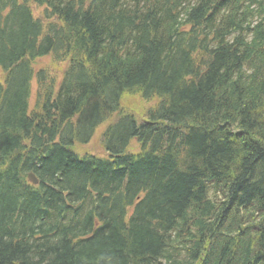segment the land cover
Returning a JSON list of instances; mask_svg holds the SVG:
<instances>
[{"label":"trees","instance_id":"trees-1","mask_svg":"<svg viewBox=\"0 0 264 264\" xmlns=\"http://www.w3.org/2000/svg\"><path fill=\"white\" fill-rule=\"evenodd\" d=\"M15 1L0 0V264H264L257 6L49 0L45 27ZM48 54L69 64L59 86L38 73L29 111L31 62ZM136 88L161 97L148 120L123 115L102 135L107 156L77 154ZM181 114L196 120L191 142L175 130ZM218 234L216 259L192 244Z\"/></svg>","mask_w":264,"mask_h":264},{"label":"bare ground","instance_id":"bare-ground-1","mask_svg":"<svg viewBox=\"0 0 264 264\" xmlns=\"http://www.w3.org/2000/svg\"><path fill=\"white\" fill-rule=\"evenodd\" d=\"M24 0H16V5L18 7H20L21 3L23 2ZM63 1V0H62ZM241 3H250V4H254L257 6V12H260L261 15L264 14V1L263 0H260L259 2L256 1V0H239ZM263 1V2H262ZM52 7V4L49 0H46V4H45V8L46 10H49L51 9ZM30 11V14L31 16L33 17L32 19L35 21V20H39L43 26L47 27L52 21L50 19H48L46 16H35V14L31 11ZM25 14L26 12L23 11ZM179 28H180V31L181 32H185V33H190L188 30L184 29L182 27V23H180L179 25ZM183 30V31H182ZM3 50V49H2ZM140 88H136L134 90H128V91H125L122 96L119 98V101H118V106L117 108H114L113 111H112V115H113V119H112V123H117L119 121V116L123 115V114H127V115H130L136 122L137 124H142L144 121H147L148 118H147V114L145 112V117L143 119H138L135 117L134 114L130 113L129 112V109L131 108V106H127L123 100L125 101H128L131 97H127V98H122L124 95L126 94H129V93H137L139 92L142 96V102H143V98L144 99H161L160 95L158 93H153V94H150V95H147L145 96L143 93L140 92ZM121 101V102H120ZM121 104L123 106H121ZM171 104V102H170ZM174 106V105H173ZM151 110V109H150ZM150 110L148 111V113H150ZM177 128L175 129L176 131L180 132L183 134L184 136V139L191 142V138H192V132H196V130H191L189 127H191L192 125L193 126H196L197 123H196V120L194 119V117L190 114H181L177 120ZM137 140V139H136ZM134 140H130L129 142V145L130 144H133ZM77 143V142H76ZM75 143V144H76ZM172 166H174L173 168L176 169L177 167V161H174L172 162ZM170 232V234H172V232H175L177 233L178 235L179 234V231L176 227H169L168 228ZM171 236V235H170ZM181 236V235H180ZM221 239V234H218V238L215 237V236H207V235H202L201 236H198V237H195L193 240H192V244L198 246V251L200 252V254H202L203 256L206 254L208 256V258H213V259H216L218 257V255H221L219 254V251H217L216 247L218 246V248H221V244H218V241ZM229 245H232L234 246L236 244V241L234 239H230L229 240ZM183 254V251H181ZM240 252V251H238ZM237 252V253H238ZM204 253V254H203ZM239 254V253H238ZM201 259V258H200ZM199 259V260H200ZM203 260V259H202Z\"/></svg>","mask_w":264,"mask_h":264},{"label":"rangeland","instance_id":"rangeland-1","mask_svg":"<svg viewBox=\"0 0 264 264\" xmlns=\"http://www.w3.org/2000/svg\"><path fill=\"white\" fill-rule=\"evenodd\" d=\"M39 11L36 10V13ZM61 63L53 62L51 61L50 57H43L39 58L35 62V66L39 67L41 65L43 66H49V68L53 69L55 72H59L62 69ZM3 76H1L0 73V82L2 83ZM40 89V86L37 83H32V97L30 98V105L33 106L34 101H35V95L37 91ZM131 97L128 101L123 100V102L127 106H131L129 109V112L134 114L136 118L138 119H143L145 117V112L147 113L149 109L153 106H155L156 99H144L142 102V96L139 92L137 93H129L123 96L124 98ZM37 99V98H36ZM121 106H123L121 104ZM114 117H112L113 119ZM107 122L102 123L98 128L96 129L93 138L91 141L87 144H79L76 143L72 146L74 148L73 150L79 154V155H84L88 153H96V154H101L105 155V151L102 146V141H101V133L107 126ZM100 137V139H99ZM133 144H137V141L134 140ZM138 150V148H136Z\"/></svg>","mask_w":264,"mask_h":264},{"label":"water","instance_id":"water-1","mask_svg":"<svg viewBox=\"0 0 264 264\" xmlns=\"http://www.w3.org/2000/svg\"><path fill=\"white\" fill-rule=\"evenodd\" d=\"M30 179L34 182H37V180L34 178V176L32 174H30Z\"/></svg>","mask_w":264,"mask_h":264}]
</instances>
